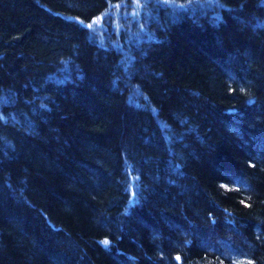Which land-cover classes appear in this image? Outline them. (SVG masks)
Wrapping results in <instances>:
<instances>
[{"label": "trees", "instance_id": "1", "mask_svg": "<svg viewBox=\"0 0 264 264\" xmlns=\"http://www.w3.org/2000/svg\"><path fill=\"white\" fill-rule=\"evenodd\" d=\"M0 264H264V0H0Z\"/></svg>", "mask_w": 264, "mask_h": 264}, {"label": "snow or ice", "instance_id": "2", "mask_svg": "<svg viewBox=\"0 0 264 264\" xmlns=\"http://www.w3.org/2000/svg\"><path fill=\"white\" fill-rule=\"evenodd\" d=\"M89 27H91V25H89ZM105 243H107V242H105ZM177 259H179V258H177Z\"/></svg>", "mask_w": 264, "mask_h": 264}]
</instances>
